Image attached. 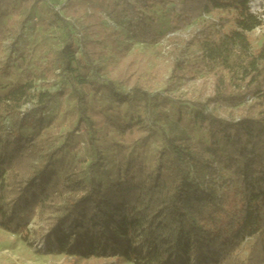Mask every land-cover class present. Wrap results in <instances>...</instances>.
I'll list each match as a JSON object with an SVG mask.
<instances>
[{"label":"trees","instance_id":"trees-1","mask_svg":"<svg viewBox=\"0 0 264 264\" xmlns=\"http://www.w3.org/2000/svg\"><path fill=\"white\" fill-rule=\"evenodd\" d=\"M112 1L0 0V54L25 10L21 27L35 20L65 31L63 46L37 66L47 79L62 76L73 98L59 142L34 119L58 92H32L31 80L13 77L16 66L0 65V227L23 233L38 219L48 244L102 264H264V34L257 50L248 39L257 28L264 33V19L246 0H133L146 33L157 41L168 33L177 56L149 68L142 54L116 50L103 79L95 61L110 35L102 13ZM153 5L170 7L168 19L141 12ZM193 21L186 36L177 34ZM199 75L210 78L209 104L243 103L232 119L204 105L195 110L191 122L207 130L211 157L187 137L142 126L147 111L164 119L156 111L163 105L150 97L155 84ZM33 99L36 106L21 112ZM12 114L29 118L18 134L4 126L2 116ZM108 131L111 168L103 151ZM154 136L161 146L149 160L139 149ZM80 145L87 162L74 160Z\"/></svg>","mask_w":264,"mask_h":264},{"label":"rangeland","instance_id":"rangeland-1","mask_svg":"<svg viewBox=\"0 0 264 264\" xmlns=\"http://www.w3.org/2000/svg\"><path fill=\"white\" fill-rule=\"evenodd\" d=\"M246 1L250 10L254 13H260L264 19V0ZM45 2L59 6L65 0H45ZM133 6V0H113L102 13L104 27L110 35H106L101 41L100 49L104 53L95 61V64L98 66V73L103 79L110 76L112 65L118 61L116 50L126 49L129 53L142 54L147 60L149 68L155 66L158 60L166 57L174 59L177 56V53L172 50V45L166 39L169 34L167 33L166 37L157 41L155 37L146 33L147 25L141 22L140 14ZM169 8L153 5L148 9L141 10V12H147L155 18L167 20ZM26 14L27 10L20 14L11 32L2 41L0 65H5L8 68L16 66L15 70L9 69L10 72L15 71L12 74L13 77L19 75L24 81L31 80L33 83L32 92L46 88L58 92L54 100L47 105L40 115H35L34 119L40 123L43 122V130H41L43 134L49 130L56 131L59 142H61L63 134L70 129L68 112L72 108L73 98L71 94H67L62 76L57 74V76L47 79L38 71L37 62H44L45 54L48 52L56 53L57 49L63 46L66 33L62 29L53 27L45 30L41 25L36 24L35 20L28 21L21 27L20 19ZM196 22L193 21L185 29L178 30L177 34L186 36L196 25ZM72 32L75 34V30L72 29ZM263 34L262 28H257L248 35L253 50H257L262 44ZM24 70H28L30 75H27ZM55 72L58 73V69ZM45 82L49 84L48 87L45 86ZM211 94L210 78L205 75H199L193 79L170 80L166 83L155 84L150 90V97H152L153 102L163 105V109L156 108V111L165 112L160 117L164 119L154 118V113L147 111L144 113L145 120L142 126L145 130H162L172 138L187 137V142L194 143L211 157L213 148L209 143L207 130L191 122L195 110L199 108V105H204V112L232 119L239 116L240 108L243 105V103L211 105L208 103ZM35 106L36 101L33 99L32 102L21 108V112L30 111ZM117 108H123L122 104L120 103ZM27 115L30 113L27 112L25 116ZM179 116L182 117L180 121L178 120ZM20 117L16 114L3 115L5 128L18 134L20 130L26 127L29 120L26 118L21 121ZM29 130L33 131L32 128ZM80 133H83V129ZM111 133V131L107 132L105 148H103L107 168H111L115 162L112 147L109 145L112 140ZM160 146V137L154 136L150 138L146 147L139 150L150 160ZM85 147L80 145V148L75 151L74 160L78 158H85L86 162L89 160L90 156ZM64 154L66 160H69L71 155L66 150H64ZM41 226L42 222L34 218L23 233L0 227V264H102V260L99 258L61 253L55 245L48 244L42 236L47 230H40ZM117 264L132 263L121 259Z\"/></svg>","mask_w":264,"mask_h":264}]
</instances>
